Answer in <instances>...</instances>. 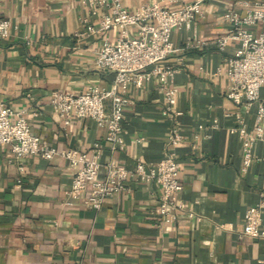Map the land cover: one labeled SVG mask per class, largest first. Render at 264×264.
Returning a JSON list of instances; mask_svg holds the SVG:
<instances>
[{
	"label": "crops",
	"instance_id": "0c3cea01",
	"mask_svg": "<svg viewBox=\"0 0 264 264\" xmlns=\"http://www.w3.org/2000/svg\"><path fill=\"white\" fill-rule=\"evenodd\" d=\"M122 1L133 9L155 0ZM230 8L245 11L239 0H205L193 29L173 31L179 45L189 34L207 40L167 58L178 86L171 104L183 112H163L166 94L158 78L131 84L133 101L123 119L126 148L114 149L95 119L73 115L66 122L55 112L51 93L80 91L92 82L110 87L115 72L97 65L96 52L119 28L78 36L87 22L100 19L83 0H0V18L12 23L10 34L0 37V100L23 110L33 130L59 148L89 150L100 141L103 163L129 167L138 159L163 157L171 129L179 127L184 141L175 148L180 197L186 201L167 221L158 210V185L133 178L131 189L96 207L70 191L74 169L64 156L17 157L5 145L0 148V264H264V235L244 232L246 210L264 202V139L252 144L253 161L245 169L236 126L243 119L253 129L256 106L230 98L228 75L219 70L240 46L234 39L224 49L216 43L230 27L225 16ZM261 28L260 22L256 29ZM260 97L264 101V85ZM105 173L103 165L100 175ZM262 215L264 228V206Z\"/></svg>",
	"mask_w": 264,
	"mask_h": 264
},
{
	"label": "built area",
	"instance_id": "2783aa9c",
	"mask_svg": "<svg viewBox=\"0 0 264 264\" xmlns=\"http://www.w3.org/2000/svg\"><path fill=\"white\" fill-rule=\"evenodd\" d=\"M83 2L89 6L91 16L100 14V19L87 22L85 27L77 30L78 36L104 32L115 26L119 28L116 38L106 36L96 52L97 65L113 70L115 77L110 87L92 82L80 91L55 89L51 93L53 108L66 122L73 115L95 119L106 129L105 137L111 141L112 147L125 149L123 119L125 108L133 101L128 95L131 84L141 85L145 80L158 78L166 94L167 104L163 112H183L174 110L171 104L178 86L173 81L175 67L167 58L184 48L202 47L207 43L198 34H189L183 45L177 44L173 38L176 28H194L197 18L204 14L205 0H155L143 2L133 9L122 0ZM239 4L245 11L240 12L236 8L226 11L230 27L216 38V43L220 49H224L231 39L240 43L227 57L225 69L219 67V70H225L228 75L227 95L230 98L256 106L253 129L248 128L243 119L236 126L243 138L246 169L253 161L252 144L259 138L264 139V101L260 97V88L264 85V0H239ZM260 22L262 28L257 30ZM11 26L9 18L1 17L0 37L8 36ZM132 27L137 28L135 33ZM26 42L31 44L32 38L28 36ZM183 141V132L175 126L169 134V148L157 161L138 159L133 167L121 161L103 163L100 141H95L89 150L73 146L59 148L33 130L23 110L0 100V148L8 145L17 157L41 154L51 159L56 155L64 156L74 169L70 191L96 207H100L106 197L131 189L128 180L136 178L158 185V210L165 220H173V210L186 207V201L180 197L183 190L181 161L175 148ZM103 165L106 173L101 176ZM263 206L261 201L246 210L244 232L247 235H264Z\"/></svg>",
	"mask_w": 264,
	"mask_h": 264
}]
</instances>
